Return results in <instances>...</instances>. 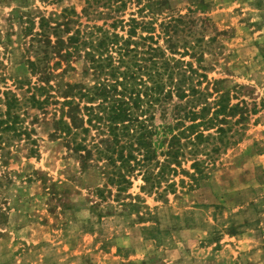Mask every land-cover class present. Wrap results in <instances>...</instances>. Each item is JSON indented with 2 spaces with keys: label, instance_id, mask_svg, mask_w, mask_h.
<instances>
[{
  "label": "rangeland",
  "instance_id": "obj_1",
  "mask_svg": "<svg viewBox=\"0 0 264 264\" xmlns=\"http://www.w3.org/2000/svg\"><path fill=\"white\" fill-rule=\"evenodd\" d=\"M147 1L125 0L118 16L133 13L156 27L178 13L206 17L203 33L215 36L205 55L208 86L248 110L230 130L239 142L191 190L157 198L140 191L137 175L122 199L106 182L110 167L81 169L63 140L49 137L50 113L38 114V154L10 146L0 159V174L11 178L0 187V264H264V0H152L137 13ZM83 4L0 0V91L19 92L13 79L28 74L24 56L37 50L28 44V20L36 31L38 15ZM74 66L64 80H79L80 62ZM28 113L31 121L36 111Z\"/></svg>",
  "mask_w": 264,
  "mask_h": 264
},
{
  "label": "trees",
  "instance_id": "obj_2",
  "mask_svg": "<svg viewBox=\"0 0 264 264\" xmlns=\"http://www.w3.org/2000/svg\"><path fill=\"white\" fill-rule=\"evenodd\" d=\"M83 3L79 12L63 6L38 15L36 31L28 20V44L37 50L24 56L28 74L13 79L19 92L0 91V159L10 146L26 145L28 156L37 155L33 123L50 113L49 137L62 139L81 169L106 163L116 197L131 196L137 175L140 191L157 198L191 190L208 176V164L239 142L240 133L230 130L248 112L231 104L227 91L208 86L205 55L215 36L203 33L206 17L178 13L156 27L133 13L118 16L125 0ZM79 62V80H64ZM29 109L36 111L31 121ZM10 182L0 174V187Z\"/></svg>",
  "mask_w": 264,
  "mask_h": 264
}]
</instances>
